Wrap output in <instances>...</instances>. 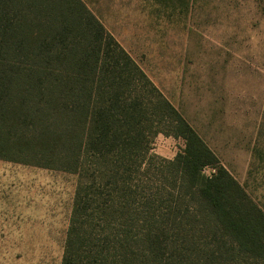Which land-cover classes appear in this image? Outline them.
<instances>
[{"label":"trees","instance_id":"1","mask_svg":"<svg viewBox=\"0 0 264 264\" xmlns=\"http://www.w3.org/2000/svg\"><path fill=\"white\" fill-rule=\"evenodd\" d=\"M0 161L77 176L60 264H264V212L82 0H0Z\"/></svg>","mask_w":264,"mask_h":264},{"label":"rangeland","instance_id":"2","mask_svg":"<svg viewBox=\"0 0 264 264\" xmlns=\"http://www.w3.org/2000/svg\"><path fill=\"white\" fill-rule=\"evenodd\" d=\"M82 1L264 212V0ZM77 179L0 161V264L61 263Z\"/></svg>","mask_w":264,"mask_h":264}]
</instances>
